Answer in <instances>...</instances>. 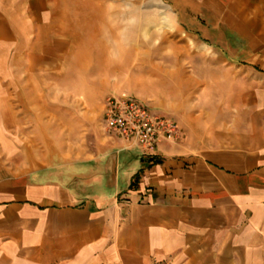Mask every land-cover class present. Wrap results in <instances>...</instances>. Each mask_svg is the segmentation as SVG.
<instances>
[{
    "label": "crops",
    "instance_id": "1",
    "mask_svg": "<svg viewBox=\"0 0 264 264\" xmlns=\"http://www.w3.org/2000/svg\"><path fill=\"white\" fill-rule=\"evenodd\" d=\"M166 1L220 51V113L154 160L116 138L51 162L13 96L50 88L90 0H0V264H264V0Z\"/></svg>",
    "mask_w": 264,
    "mask_h": 264
},
{
    "label": "rangeland",
    "instance_id": "2",
    "mask_svg": "<svg viewBox=\"0 0 264 264\" xmlns=\"http://www.w3.org/2000/svg\"><path fill=\"white\" fill-rule=\"evenodd\" d=\"M79 13L73 52L52 66L58 71L50 88L13 96L19 148L51 162L111 149L117 139L104 123L111 96L138 99L182 130L202 129L220 113L219 73L226 68L220 51L166 0H90Z\"/></svg>",
    "mask_w": 264,
    "mask_h": 264
},
{
    "label": "built area",
    "instance_id": "3",
    "mask_svg": "<svg viewBox=\"0 0 264 264\" xmlns=\"http://www.w3.org/2000/svg\"><path fill=\"white\" fill-rule=\"evenodd\" d=\"M104 123L112 136L124 142L126 150L136 148L152 160L161 142L178 140L183 135L175 120L153 113L145 103L129 96L107 99Z\"/></svg>",
    "mask_w": 264,
    "mask_h": 264
}]
</instances>
